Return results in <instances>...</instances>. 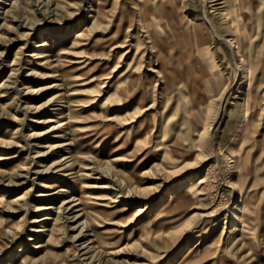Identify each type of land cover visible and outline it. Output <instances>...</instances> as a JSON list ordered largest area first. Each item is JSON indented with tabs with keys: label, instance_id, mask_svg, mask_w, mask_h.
Returning <instances> with one entry per match:
<instances>
[{
	"label": "rangeland",
	"instance_id": "1",
	"mask_svg": "<svg viewBox=\"0 0 264 264\" xmlns=\"http://www.w3.org/2000/svg\"><path fill=\"white\" fill-rule=\"evenodd\" d=\"M145 1L109 0L106 3L108 5L106 9H111L109 10V15L112 23L107 29L92 32L89 27L93 18L87 20L89 14L94 15V13H90L89 0H0V11L2 10V13L0 12V36L2 37H0V90L2 91L1 94L5 95L0 98V138L4 137L13 142L10 146L11 148L0 145V157H12L9 160L0 161V191H8V200L17 194L24 195L21 200L12 202V207L0 203V264H59V258H62L63 264H135L136 262V264H167L174 260L176 253L181 248L184 249V255L187 254L188 248H191L187 258L191 261L185 264H222L224 261L226 264H237V256L240 254L244 257V264H247L246 261H250L249 264H251L252 261L250 258L248 259L247 255L250 250L249 243L246 242L243 245L239 240L242 228L241 224L237 225V231L232 237L231 242L223 244L224 237H226L232 228H228L230 224L227 223L231 219L229 207L237 204L239 199H241V210L245 215L250 216L249 221L252 224L250 238L254 242H258L260 247L263 248L262 250H264V236H262L264 234V67L262 68L263 73L260 76L263 90L259 94L254 113L252 115L250 112L245 114L242 98L246 89L255 83L256 77L250 73L245 88L240 90V92L237 91L236 82L234 81L236 68L232 61L233 59H231V50L223 40L215 36L213 31L215 29L218 36L225 37L227 27L223 24L224 20H222V17L216 11L208 9L209 6H214L215 4L211 0H205V3L203 0H174L172 3H175V9L172 12L173 20L175 25L179 27L177 28L176 26V34L180 36L178 40L183 39L184 33L192 31L194 21L188 23V25L186 24L191 19L197 18L195 23H201L204 21V17L208 16L213 26L212 29L210 25V28L208 25H204L208 28L203 30L205 34V52H203V56L200 58L201 64L210 69L214 75L213 80L219 84V89L213 92V94L217 92L218 95L216 96L217 98L215 97L213 103L210 120L216 117L220 104H222L221 109L223 110L220 112L222 114L224 112V114L220 113L218 123L216 122L213 125L209 134H205L204 138L207 140V144L203 146V154L198 157L196 156L198 152L195 149H199V147L197 148L192 143L190 144L185 141L188 135H190L189 137L193 134L196 135L195 130H189L190 121L188 123L185 120L183 124V120H181V122L176 124V127H182L184 133L177 134L172 129L168 130L170 134L174 135V138L182 143L181 146L185 147L183 150H188V153L179 151L180 153L176 154L177 159L180 162H193L196 168H185L180 171V173H184L182 175L177 172L174 173L175 176H171L170 178H167L163 174L158 175L156 178L151 173L155 171L153 168L159 164L162 154L159 151L156 152L155 148L145 151L148 152V155L140 162L137 170H140V173L149 171L148 174H144V186L154 184L158 186V191L155 193L156 198L153 195L147 198L139 195L126 196L124 186L119 185L118 182H116L117 184L114 183L112 178L106 174L104 176L100 175V172L97 170V160L101 163H106L107 160L109 162L112 158L121 159V161L118 163L110 161L109 166L119 165L123 166L124 170H129L144 155V150L140 154L132 153L134 141L136 140L132 135L134 136L133 132L137 128L132 129L129 133L128 126L121 128L118 124L115 125L114 122L117 120L114 122L104 120L107 114L111 118L114 114L121 116L125 111L126 107L119 108L125 104V100H122L119 105L110 106L105 105L104 102L107 97L109 99L116 97L114 95V86H117L121 90L127 86V77L131 70L125 72L127 69L126 61L123 60V57L119 56H121V53L124 54L129 46H133L140 51L138 56H141L142 67L136 70L138 76L149 75L147 71L149 64L151 68L158 69L164 58L165 63L161 74H166L170 87H174L172 92L170 90L169 94L165 97L163 105H156L154 106L155 109L149 110L143 127H153L155 125L156 130L160 120L163 123L165 122L164 124H166L167 129L172 124L171 122L174 119L172 113L178 102L176 100L178 93L176 87L181 89L185 94L188 91L185 81H181V83L177 82L176 86H171L172 82H174V76L181 73V77L177 76L176 81L183 79L187 73L185 68H188L192 64L193 74L191 81L196 84L199 80L203 79V74L199 71L201 70V65L194 56L193 58L190 57L188 52L194 50L191 42L187 43L185 41L181 46H175L174 48L171 47V44L165 43L161 54L158 55V49L153 47L150 39L144 37L147 23L141 14V9L142 2ZM158 1L162 2V7L168 8L170 5V0ZM243 1L247 4V7L251 8V11H249L250 17L244 6V8H241L240 13L247 16V18H244V22L252 25V30L249 33V44L252 51V64L254 66L257 59L262 57V52L264 51V0H231L230 3L238 5V3L242 4ZM152 4H154L153 0ZM153 6L154 12H156L155 4ZM17 10H19V13ZM157 21L165 24V19ZM80 22H83V24L80 30H78ZM165 26L162 25L159 28L160 31H163L162 37L170 36V40L176 42V39L171 37L174 36L175 38L176 35L173 34L172 30L169 31L170 33H167L169 27ZM257 26L259 27L257 28ZM67 28H73V32L77 33H80L84 28L85 30H89H87L85 37L81 38V43L73 47L72 42L77 33L71 34V37L66 38L63 43L60 41ZM46 31L52 33L50 37L56 39L58 43H55L47 51L48 56L43 59L47 64L45 65L47 68L44 70L42 68L40 71L33 70L32 65L34 62L29 61L31 59L30 56L39 51L40 48L38 47L42 43V40H40L41 35L47 33ZM5 37L8 38L6 39ZM155 56L156 60H158L156 63ZM148 57L152 59L151 63L148 62ZM71 72L76 73L75 76H77L76 79L78 80L69 78L68 75ZM121 73L123 74L121 75ZM152 76L150 74V77ZM152 78L154 80L157 79V77ZM99 81H105L106 83L104 86L101 84L96 88ZM161 81L162 79L160 82L157 81L155 87H151L147 96L158 95V89L162 86L160 84ZM113 84L114 86L112 87L111 85ZM89 98H92L91 102H89ZM151 99H153V96ZM178 103L183 110L192 106L194 102L188 103L185 100H180ZM226 106L229 107L227 108ZM201 109L203 110L200 107V111H198L200 119L203 121ZM69 110H77L76 113L79 115L78 121L70 124V126L64 125L62 127V121L60 122V127L55 123H40L46 116L52 117L55 121L62 119V114L65 115ZM165 113L168 115L167 118L164 116L166 115ZM161 116L163 119H161ZM250 116L252 119H248ZM241 119L248 122L246 131L242 133V140L244 142L248 141L246 147L242 143L236 145L234 142ZM173 124L175 125V123ZM78 126L83 129L101 128L103 130L101 132L109 133V136L100 146L89 148L91 152L89 154L92 158L94 156L96 159L92 162H82L78 159L74 147L69 148L67 145L62 147V144L68 143L71 139H76L78 133L83 131ZM187 129L190 134L185 131ZM36 132L40 133L39 136H32V133ZM138 137L142 136L139 135ZM162 138L163 140L168 139L166 135H163ZM47 145L55 146L53 149L47 150ZM117 147L119 148L116 149ZM45 151L46 153L42 154L44 155L43 157L39 156ZM231 152L233 153L231 154ZM237 155H246L247 165L234 166L233 160ZM54 160L58 161V163L51 165ZM84 164H89V167H93L94 171L84 170ZM4 170L9 175L6 176L2 173ZM85 171L90 174L87 178L81 175ZM187 173L191 176H198L196 179L204 176V194L201 196L202 200L190 201L188 197L181 196L179 190H175L169 205L167 204L169 199H166L167 205L165 204V211L160 210V207H156L160 201L159 199L164 197L167 191L179 186V180L177 181L176 179L185 177ZM10 175L13 177L10 178ZM233 180L238 185L236 193H233L228 185V182ZM47 183L50 185V188L43 187ZM108 183L111 185L110 189L101 188L102 184ZM64 186L65 188H63ZM93 186L96 189L92 188ZM59 188L67 190V194L62 195V192H58ZM81 190L86 191L90 201H80ZM41 194H44V196ZM65 200L71 202L67 206L73 207L67 216L77 215L75 222H71L68 219L69 222L66 220L65 215L62 216V201ZM146 203L150 204V210H147L140 217L133 218V213L136 209ZM170 205H172L171 208H169ZM42 207L47 209L42 211L40 210ZM211 211L214 215L209 218L205 217L203 225L196 229H191L187 237L182 240L183 242H180L181 235L187 232L196 221L195 216L198 213ZM43 215H48L50 220H44ZM171 219H177V221L172 223L166 222ZM86 220H88L89 226L85 224ZM224 221L227 222L225 223ZM45 222L46 224H44ZM53 223H56L59 231L54 239L47 243L49 239L47 229H50ZM75 223L78 224L77 228L71 230L70 227L76 225ZM44 225L47 226L45 227V233L42 235L40 231L43 230L41 226ZM142 227L151 231L152 237L157 238L153 239L150 237V240L141 241L140 231L143 230ZM221 229L223 231L222 235ZM79 231H81V239L78 242H73L72 236L76 235ZM159 236H162V239ZM203 248L205 249L204 251H202ZM43 257H45L44 262L41 260ZM55 258L58 259L55 261ZM3 260L5 261L3 262ZM181 260L179 259L178 262L175 260L173 264L176 262V264H180ZM256 263L255 261L252 264ZM259 263L264 264V253L262 260L257 264Z\"/></svg>",
	"mask_w": 264,
	"mask_h": 264
},
{
	"label": "bare ground",
	"instance_id": "2",
	"mask_svg": "<svg viewBox=\"0 0 264 264\" xmlns=\"http://www.w3.org/2000/svg\"><path fill=\"white\" fill-rule=\"evenodd\" d=\"M6 1V0H5ZM60 1V0H59ZM174 0H170V5L167 7H162V2H159L158 0H153V3L155 4V11L153 9V5L152 4V0H146L145 2H142V16L145 20L146 24V30L144 31V37L148 38L151 40V43L153 45L154 48L158 49V55L161 54L162 52V48H164V44L168 43L171 44V47L174 48L175 46H181L183 42H187L192 44L193 49L191 51H188L190 54V57L193 58V56L195 57V59L197 60V62H199V64L201 65V70L200 73L203 74V79L199 80L196 84H194L191 81V76L193 74L192 71V64L189 65L188 68H185V71H187V73L185 74L183 79H180L179 81H176L177 76L180 78L181 77V73L177 76L173 77L174 82H172L171 86L174 85L176 86V84L181 83V81H185L186 82V86H187V93L185 94L181 89H178L176 87V89L178 90L177 92V96H176V100H178V102L180 100H185L188 103H193L192 106H189L187 108H184L183 110L181 109V107L179 106V103L177 102V105L174 107L173 113L172 115L174 116V119L172 120V124L169 125V128H166V124L163 123L162 120H160V122L157 124L156 130H155V125L152 127L150 126H145L143 127L144 123L146 122V116L149 112L150 109H155L154 106L156 105H163L164 104V99L167 96V94H169V91L174 89V87H170L168 81H167V75L164 74L162 75V68L163 65L165 63L164 58H163V62L161 63L160 67L158 69L155 68H151V65L149 64V68L147 69V71L149 72V75L145 74V76H138V73L136 72L137 69L142 67V61H141V56L139 57L138 55L140 54V51L138 49H135V47L133 46H129V48L124 52V54L121 53V56L119 57H123V60L126 61V65H127V69L125 72H127V70H131L130 74L128 75L127 79H128V83L127 86L124 89H120L117 86L115 87L114 84L111 85L112 87L114 86V95L116 97L109 99V97H107L106 101L104 102L105 105L110 106V105H119L121 103L122 100H125V104L119 108H125V111L123 113V115L118 116L116 114L113 115V117L110 118V116L107 114L104 117V120L106 121H111L114 122L115 125L118 124L119 127L123 128L124 126H128V132L130 133L132 131V129L135 131L134 136L132 135V137H134V139L136 138V140L134 141V150H133V154H140L141 151L144 150V155L143 157L136 161L133 165L132 169L129 170H124V167L119 166V165H113V166H109V162H120L121 159H116V158H112L109 162L107 160L106 163H101L97 160L98 162V166H97V170L98 172H100V175L106 174L109 177L112 178V181L114 183L118 182L119 185L124 186L125 190H126V196H142L143 198H147L150 195H153L154 198H156L155 193L158 191V186L154 185H150V186H144V182H145V176L144 174H148L149 171H143L140 173V170H137V168L140 165V162L142 160H144L146 158V156L148 155L147 151L148 149L150 150L151 148H155L156 152L159 151L161 152L162 156L160 159L159 164L157 165V167L153 168L155 169L154 172L151 173L152 176H157L158 175H165L167 178H170L171 176H175L174 173H179V174H184V173H180V171H182L185 168H190V169H194L196 167H194V163H186L184 161L180 162L177 157L176 154L185 151V153H188V150H183L185 149L184 146H181L182 143L174 138V135L170 134L168 132L169 129H172L175 133L177 134H181L184 133V130H182V127H176V124L181 122V120H183V124L184 121H190L191 125L189 126V130L193 129V131H196V135H192L191 137H189L190 135L187 136V138L185 139V141L189 142L190 144L192 143L193 146H196L197 148L199 147V149H195V151L198 152V154H196V156H200L201 154H203V146H205L207 144V140H205V134H209L210 129L213 127V125L216 124V122L218 121V116L220 115V113L223 111L221 108L220 104V109L219 112L217 113L216 117L213 120H210V113L213 109V103L215 101V97L218 95L217 92L216 94H213L214 90L219 89V84L216 83V81L213 80L214 75L211 73L210 69L206 68L205 66H203L201 64V58L203 56V52H205V37H204V33L203 30L205 28H208L209 25L210 27L213 29V26L211 24L210 19H208V16L204 17V21H202L201 23H195L196 19H191L189 20V22L187 21L186 24L188 25V23H191L192 21H194L193 24V29L192 31H188V33H184L182 36V40H178V38L180 39V36H177L176 34V26L175 22H174V18L172 16V12L173 9H175V3H173ZM181 1V0H180ZM183 1V0H182ZM212 2H214V6H209L208 9H211L213 11H216L218 15H220L222 17V20H224L223 24L227 27V33L225 35V37H220L216 34L215 29H213L215 36L218 39L223 40L228 47L231 50V59H233V63L234 66L236 68V73H235V86L237 88V91L240 92V90L245 88L246 82L249 79V74L252 73L254 77H256L255 79V83L250 87H248L244 93V96L242 98V103L244 104L243 109L245 110V114L250 112V114L252 115L254 113V108L256 107V104L258 103V97L259 94L261 93V91L263 90L261 87V81H260V76L263 73L262 68L264 67V51L262 52V57H259V59H257L256 63L252 64V59H251V50H250V44H249V33L252 30V25H249L248 23L244 22V18H247V16H245V14H241V8H246V10L251 11V8L247 7V4L243 3L239 4H231L230 1L231 0H211ZM82 2V1H81ZM109 0H89L90 3V13H94V15H88L87 20L88 19H92V23L91 26L89 27L90 31L92 32H98V30L100 29H107L110 24L112 23V19H110V15H109V10L111 9H106V7L108 6L106 3H108ZM190 2V1H189ZM197 2V1H196ZM202 2V1H201ZM203 2L205 3L206 1L203 0ZM79 3V1H78ZM88 3V5H89ZM151 3V4H150ZM181 3V2H180ZM191 3V2H190ZM71 4V3H70ZM77 4V2H76ZM80 4V3H79ZM78 4V6H79ZM207 4V3H206ZM230 4V5H229ZM1 5V4H0ZM57 5V4H56ZM75 5V4H74ZM15 6V5H14ZM13 6V7H14ZM61 6V5H60ZM70 6V5H69ZM81 6V5H80ZM244 6V7H243ZM22 7V6H20ZM59 7V6H58ZM86 7V6H85ZM132 7V6H131ZM194 7V6H193ZM74 8V7H73ZM78 8V7H75ZM191 8V7H190ZM82 9V8H81ZM87 9V8H86ZM135 9V7H134ZM183 9V8H182ZM193 9V8H192ZM21 10V9H20ZM60 10V9H59ZM64 10V9H63ZM257 10V9H256ZM2 11V10H1ZM0 11V12H1ZM19 13V10H17ZM78 11V10H77ZM5 12V11H4ZM21 12L23 13V11L21 10ZM59 12V11H58ZM73 12V11H72ZM112 12V11H111ZM2 13V12H1ZM9 13V12H8ZM14 13V12H13ZM68 13V12H67ZM76 13V12H75ZM261 13V12H260ZM72 14V13H70ZM77 14V13H76ZM10 15V14H9ZM69 15V14H68ZM114 15V14H113ZM202 15V14H201ZM256 15V14H255ZM262 15V14H261ZM24 16V15H22ZM19 18V16H17ZM16 17V18H17ZM32 17V16H31ZM200 17V16H199ZM249 17H250V13H249ZM73 18V17H72ZM194 18V17H193ZM257 18V17H256ZM262 18V17H261ZM20 19V18H19ZM27 19V18H26ZM67 19V18H66ZM165 19V24H161V21H157V20H163ZM1 20V19H0ZM30 20V19H29ZM84 20V19H83ZM199 20V19H198ZM203 20V19H202ZM3 21V20H2ZM12 21V20H11ZM1 22V21H0ZM26 22V21H25ZM62 22V21H61ZM74 22V21H73ZM90 22V21H89ZM4 23V22H3ZM55 23V22H54ZM77 23V22H76ZM119 23H121L119 21ZM260 23V22H258ZM257 23V24H258ZM83 22H80L79 26H78V30H80L81 26H82ZM256 24V25H257ZM263 24V23H262ZM3 25V24H2ZM6 25V24H5ZM12 25V24H11ZM162 25H167L169 27V30H167V33H170L169 31L172 30L173 34L176 35V37L174 38V36H171L173 39H176V42H172L170 40V36L163 38L162 37V33L163 31H160L159 28H161ZM204 25H208L204 26ZM259 25V24H258ZM1 26V25H0ZM7 26V25H6ZM166 27V26H165ZM209 27V28H210ZM259 26H257L258 28ZM5 28V26H4ZM11 28V27H10ZM60 28V27H59ZM177 28H179L177 26ZM73 28H67L66 32L64 33L63 37L60 39V41H65L66 38L71 37V34H76L77 32H73L72 30ZM85 28L83 30H81L80 33H77L75 35V38L73 40V47L77 46L78 43H81V38H83V36L85 37L87 30ZM211 29V31H212ZM261 29V28H260ZM263 29V28H262ZM9 30V29H8ZM3 31V30H2ZM50 31V30H49ZM47 32V31H46ZM54 32V31H53ZM161 34H160V33ZM263 32V31H262ZM260 32V33H262ZM141 34V33H140ZM18 35V34H17ZM58 35V34H57ZM50 36H52V33L47 32V33H43L41 35L40 40H42V43L39 45L38 48L39 51L33 53V55L30 56V60L31 62H34V64L32 65V69L33 70H37L40 71V69L43 68L46 69L47 67L45 65L46 62L43 60L44 58H46L48 56L47 51H49L56 42V39L51 38ZM213 36V35H212ZM1 37V36H0ZM262 37V36H261ZM2 38V37H1ZM6 38V37H5ZM8 38V37H7ZM6 38V39H7ZM256 38V37H254ZM258 38V37H257ZM10 39V38H9ZM260 39V38H259ZM215 40V39H214ZM254 40V39H252ZM256 40V39H255ZM258 40V39H257ZM59 41V40H58ZM70 42V41H69ZM180 42V43H179ZM252 42V41H251ZM258 42V41H257ZM97 44V43H96ZM215 45V44H214ZM218 45V44H217ZM255 45V44H254ZM256 46V45H255ZM258 46V45H257ZM63 47V46H62ZM117 47V46H116ZM133 47V49L131 50V48ZM221 47V46H220ZM63 49V48H62ZM147 50V49H146ZM164 51V50H163ZM195 53H193V52ZM214 51V50H213ZM64 52V51H62ZM69 52V51H68ZM133 52V53H131ZM65 53V52H64ZM70 53V52H69ZM66 53V54H69ZM131 53V54H130ZM63 54V53H62ZM218 57V56H217ZM226 57V56H225ZM148 62L151 63V58L148 57ZM219 59V58H218ZM217 59V60H218ZM6 60V59H4ZM12 61V60H11ZM158 60H156V56H155V63ZM219 61V60H218ZM1 62V61H0ZM123 62V61H122ZM10 63V62H9ZM11 64V63H10ZM9 65V64H8ZM12 65V64H11ZM154 65V64H153ZM159 65V64H158ZM116 67V66H115ZM114 67V68H115ZM13 68V67H12ZM9 69V68H8ZM165 71V70H164ZM227 71V70H226ZM36 72V71H35ZM11 73V72H9ZM124 73V72H123ZM121 73V75L123 74ZM233 73V72H232ZM76 73L71 72L69 76L70 79L75 80L77 78V76H75ZM150 74L153 75L152 77H157L156 80H154L152 77H150ZM119 75V76H121ZM11 76V75H9ZM160 78V79H158ZM16 79V78H15ZM161 81V87L158 89V95L153 94V99H151L152 96H147L148 91L151 90V87H155L157 85V81L160 82ZM258 79V80H257ZM4 80V79H3ZM9 80V79H8ZM78 80V79H76ZM229 80V79H227ZM9 82V81H8ZM178 82V83H177ZM11 83V82H10ZM105 81H99L96 85V88H98L99 85L105 84ZM234 83V82H233ZM225 85V84H224ZM12 86V85H11ZM14 86V85H13ZM109 86V87H111ZM3 87V86H2ZM37 88V87H36ZM45 89V88H44ZM224 89V88H223ZM30 90V89H29ZM185 90V89H183ZM17 91V90H16ZM36 91V89H35ZM38 91V90H37ZM1 90H0V98L5 96L3 95V93L1 94ZM39 92V91H38ZM234 92V91H233ZM236 92V91H235ZM243 92V91H242ZM241 92V93H242ZM35 94V93H34ZM234 94V93H233ZM232 94V95H233ZM231 95V93H230ZM237 95V94H236ZM157 96V97H156ZM159 96V97H158ZM220 96V95H219ZM42 97V96H41ZM150 97V98H149ZM225 97V96H224ZM234 97V96H233ZM217 98V97H216ZM241 98V97H240ZM89 102H91L92 98H89ZM94 100V99H93ZM231 100V99H230ZM240 100V99H239ZM169 101V100H168ZM241 101V100H240ZM7 102V101H5ZM4 102V103H5ZM150 102V104H148ZM167 102V101H165ZM174 102V101H173ZM231 102V101H230ZM19 103V102H18ZM94 103V102H93ZM148 104V105H147ZM174 104V103H173ZM27 105V104H26ZM32 105V104H31ZM103 105V104H102ZM239 105V104H238ZM241 105V104H240ZM3 106V105H2ZM174 106V105H173ZM171 106V107H173ZM67 107V106H66ZM162 107V106H161ZM200 107L203 108L202 112V117L204 118L203 121L200 119ZM227 107V106H226ZM229 107V106H228ZM227 107V108H228ZM32 108V107H31ZM34 108V107H33ZM79 108V107H76ZM240 108V107H239ZM67 109V108H66ZM4 110V109H3ZM21 110V109H20ZM19 110V111H20ZM107 110V109H106ZM167 110V109H166ZM182 110V111H181ZM199 110V111H198ZM215 110V109H214ZM237 110V109H236ZM12 111V110H11ZM171 111V110H170ZM221 111V112H220ZM238 111V110H237ZM243 111V110H241ZM240 111V112H241ZM10 112V111H9ZM77 110H69L65 115L62 114V119L59 120H54L52 117L46 116L45 119L40 122L42 124L44 123H55L57 124L59 127L61 126L60 122L62 121V127L64 125H69L75 123L76 121H78L79 115L76 113ZM118 112V111H115ZM226 112V111H225ZM114 113V112H113ZM167 113V112H166ZM165 113V114H166ZM120 114V113H119ZM222 114V113H221ZM224 114V112H223ZM222 114V115H223ZM23 115V114H22ZM164 115V114H163ZM235 115V114H234ZM237 115V114H236ZM96 116V115H95ZM167 118V114L164 115ZM244 116V115H243ZM240 117V116H239ZM238 117V118H239ZM169 118V117H168ZM94 119V118H93ZM161 119H163V117L161 116ZM248 119H252L251 116ZM10 120V119H9ZM32 120V119H31ZM167 120V119H166ZM224 120V119H223ZM66 121V122H65ZM249 121V120H248ZM259 121V120H257ZM37 123V122H34ZM175 123V125L173 124ZM187 123V122H185ZM218 123V122H217ZM242 124V125H241ZM30 125V124H29ZM185 126V125H184ZM248 126V122L241 119L237 132H236V137H235V144L239 145L242 143V145H244V147L247 146L248 141H243L242 140V133L246 131V128ZM22 127V126H21ZM29 127V126H28ZM80 127V126H78ZM143 127V129H142ZM187 127V126H186ZM41 128V127H40ZM58 128V127H57ZM81 130L83 129L82 127H80ZM218 128V127H217ZM222 128V127H221ZM49 129V128H48ZM139 129V130H138ZM26 130V129H25ZM31 130V129H30ZM138 130V131H136ZM189 130H185L189 133ZM103 131L101 128L100 129H94L93 128H84L83 131H81L80 133H78V137L76 139H71L70 141H68V143H64L62 144V147L67 145L69 146V148L74 147L75 148V152H76V156L78 159H80L82 162L84 161H93L96 160L93 156L89 154L91 153L89 150L90 147L92 148H97L98 146H100V144L106 140V138L109 136V133H103L101 132ZM235 132V131H234ZM128 133V134H129ZM32 136H39L40 133H32ZM119 134V133H118ZM190 134V133H189ZM219 134V133H218ZM21 135V134H20ZM51 135V134H50ZM59 135V134H58ZM142 136V137H138V136ZM161 135V136H160ZM167 136L168 139L167 140H163L162 136ZM15 136V135H14ZM131 136V135H130ZM184 136V135H183ZM12 137V136H11ZM161 138V139H159ZM214 138V137H213ZM30 139V138H29ZM35 139V138H34ZM159 139V140H158ZM234 139V137H233ZM232 139V140H233ZM16 140V139H15ZM230 140V139H229ZM250 141V140H249ZM49 142V141H48ZM51 142V141H50ZM115 142V141H113ZM120 142V141H119ZM209 142V140H208ZM233 142V141H232ZM233 142V143H234ZM12 141L11 140H7L6 138L2 137L0 138V145L1 146H6L7 148H9L12 145ZM185 143V142H184ZM211 143V141L209 142ZM17 144V143H16ZM184 145V144H183ZM186 145V144H185ZM189 145V144H188ZM231 145V144H230ZM22 146V145H21ZM55 145H47L46 148L47 150H51L54 148ZM215 146V145H214ZM228 146V144H227ZM233 146V145H232ZM231 146V147H232ZM20 147V146H19ZM25 147V146H24ZM1 148V147H0ZM11 148V147H10ZM39 148V147H38ZM119 147H117L116 149H118ZM181 148V149H180ZM252 148V147H251ZM110 149V148H109ZM114 149V148H113ZM112 149V150H113ZM115 149V150H116ZM22 150V149H21ZM46 150V151H47ZM193 150V149H192ZM191 150V151H192ZM46 151L44 153H41L39 156H44L42 154H45ZM56 151V150H55ZM55 151H53L55 153ZM64 151V150H63ZM73 151V149H72ZM180 151V152H179ZM242 151V150H241ZM37 152V151H36ZM71 152V151H70ZM30 153V152H29ZM38 153V152H37ZM50 153V152H49ZM233 152H231L232 154ZM3 154V153H2ZM73 154V153H72ZM132 154V155H133ZM153 154V153H152ZM220 154V153H219ZM6 155V154H5ZM154 155V154H153ZM228 155V154H227ZM28 156V155H27ZM75 156V155H74ZM75 156V157H76ZM118 156V155H117ZM135 156V155H134ZM207 156V155H206ZM222 156V155H221ZM229 156V155H228ZM263 156V155H262ZM261 156V157H262ZM26 157V156H25ZM61 157V156H60ZM65 157V156H64ZM73 157V158H75ZM128 157H132V156H128ZM154 157V156H153ZM194 157V156H193ZM230 157V156H229ZM12 158V157H10ZM9 157H0V161L2 162L3 160H9ZM49 158V157H47ZM118 158V157H117ZM125 158V157H124ZM203 158V157H202ZM227 158V157H226ZM260 158V157H259ZM60 159V158H59ZM69 159V158H68ZM204 159V158H203ZM48 160V159H47ZM77 160V161H80ZM153 160V159H152ZM151 160V161H152ZM192 160V159H190ZM194 160V159H193ZM25 161V159H24ZM186 161V160H185ZM71 162V161H70ZM58 161H55L51 164V165H55L57 164ZM215 163V162H214ZM234 166H245L247 165L246 163V155H237L235 156L234 160H233ZM232 163V164H233ZM227 164V163H226ZM256 164V163H255ZM31 165V164H30ZM220 165V164H219ZM34 166V165H33ZM48 166V165H47ZM61 166V165H60ZM77 166V165H76ZM214 166V165H213ZM231 166V163H230ZM24 167V166H22ZM84 170H89V171H94V168H90L89 164H84L83 165ZM15 169V168H14ZM45 169V168H44ZM226 169V168H225ZM232 169V168H231ZM40 170V169H39ZM73 170V169H72ZM20 171V169H19ZM96 171V170H95ZM221 171V170H220ZM236 171V170H235ZM55 172V171H54ZM229 172V171H228ZM233 172V171H232ZM2 173H4L6 176L9 175L7 174L6 170H4ZM32 173V172H31ZM199 173V172H198ZM14 174V173H13ZM28 174V173H27ZM35 174V173H34ZM93 174V173H92ZM202 174V173H200ZM224 174V173H223ZM232 174V173H231ZM84 177H89L90 174L87 173V171L82 172L81 174ZM254 175V173H253ZM3 176V175H2ZM70 176V175H69ZM231 176V175H230ZM10 178L13 177L12 175L9 176ZM148 177V176H147ZM164 177V176H163ZM165 177V178H166ZM196 177L198 176H191L189 173L185 174V177H181V178H177L176 180H179V186L171 189L169 191H167V193L165 194L164 197H162L161 199H159V203L156 205V207H160V210H164V208L166 207V199H169V202L167 203L169 205V203L171 202V199L173 198V193L175 190H179L181 196H185L188 197V199L190 201H200L201 196L204 194V176L196 179ZM25 178V177H24ZM27 178V177H26ZM46 178V177H45ZM9 179V178H8ZM28 179V178H27ZM39 179V178H38ZM94 179V178H93ZM107 179V178H106ZM11 180V179H10ZM32 180V179H31ZM69 180V179H68ZM41 181V180H40ZM63 181V180H62ZM105 181V178H104ZM153 181V180H152ZM5 182V181H4ZM60 182V181H59ZM70 182V181H69ZM101 182V181H100ZM25 183V182H24ZM23 183V184H24ZM40 183V182H39ZM55 183V182H54ZM67 183V182H66ZM75 183V182H74ZM97 183V182H96ZM113 183V186H114ZM150 183V182H149ZM155 183V182H154ZM61 184V183H60ZM64 184V183H63ZM81 184V183H80ZM84 184V183H83ZM117 184V183H116ZM25 185V184H24ZM32 185V184H31ZM42 185V184H41ZM57 185V184H56ZM86 185V184H85ZM96 185V184H94ZM229 188L233 191V193H236L237 190V182L235 180L228 182ZM1 186V185H0ZM62 186V185H61ZM171 186V185H170ZM208 186H210L208 184ZM43 187L45 188H50V185L47 183L45 185H43ZM164 187V186H163ZM263 187V186H261ZM6 188V187H5ZM21 188V187H20ZM40 188V187H39ZM65 188V186L63 187ZM63 188H59L60 190L58 192H62V195L67 194L66 191ZM70 188V187H69ZM92 188H95V186H93ZM98 188V187H97ZM100 188V187H99ZM101 188L103 189H110L111 185L110 183L108 184H102ZM43 189V188H42ZM96 189V188H95ZM121 189V188H120ZM162 189V188H161ZM20 190V189H19ZM99 190V189H98ZM25 191V190H24ZM93 191V190H92ZM103 191V190H102ZM107 191V190H106ZM105 191V192H106ZM114 191V190H113ZM119 191V190H118ZM207 191V190H206ZM30 192V191H29ZM37 192V191H36ZM54 192V191H53ZM69 192V191H68ZM73 192V191H72ZM82 194L80 193V201H88L90 198H88L86 191L81 190ZM208 192V191H207ZM35 193V192H33ZM90 193V192H89ZM61 194V193H60ZM108 194V193H107ZM11 195V194H10ZM38 195V194H37ZM42 195V194H41ZM52 195V194H51ZM125 195V194H124ZM123 195V196H124ZM44 196V194L42 195ZM107 196V195H105ZM118 196V195H117ZM122 196V197H123ZM230 196V195H229ZM236 196V195H235ZM259 196V195H258ZM24 197L23 194H17L14 195L10 200H8V191L7 190H1L0 191V203H4L7 206H11L12 202L15 201H19ZM49 197V196H48ZM75 197V196H72ZM96 197V196H95ZM111 197V196H110ZM160 197V196H159ZM71 198V197H70ZM69 198V199H70ZM76 198V197H75ZM99 198V197H97ZM119 198V197H118ZM95 199V198H94ZM107 199V198H106ZM62 200V199H61ZM112 200V198H111ZM90 201V200H89ZM115 201V200H114ZM117 201V199H116ZM126 201V200H125ZM188 201V200H187ZM106 202V201H105ZM130 202V201H129ZM34 203V202H32ZM52 203V202H51ZM50 203V204H51ZM55 203V202H54ZM71 203L70 201H62V216L65 215V218L67 221H73L75 222L77 220V215H73L71 217H68V212L73 208H71L70 206H67V204ZM75 203V202H74ZM96 203V202H95ZM103 203V202H102ZM115 203V202H114ZM121 203V202H120ZM198 203V202H197ZM35 204V203H34ZM39 204V203H38ZM94 204V203H93ZM166 204V205H167ZM15 205V204H14ZM42 205V204H41ZM57 205V204H55ZM54 205V206H55ZM121 205V204H120ZM134 205V204H133ZM241 205V199L238 200V203L229 207L230 213H231V219L227 222L224 221L225 223L227 222L228 224H230L231 230L229 231V233L226 235V237H224V242L225 243H229L232 240V237L234 236V234L237 231V225L241 224L242 228L239 234V240L241 241V243L244 245L247 243H249V253L248 255V259L250 258V260L253 262H259L260 260H262L263 258V253L264 250H262L263 248L260 247V245L258 244V242H254L251 238H250V234H251V230H252V224L249 221L250 216L249 215H245V213L241 210L240 208ZM150 204L146 203L142 206H139L136 211L133 213V218L135 217H140L142 216L147 210H150ZM155 206V204H154ZM176 206V205H175ZM8 207V208H9ZM12 207V206H11ZM16 207V206H15ZM28 207V206H27ZM77 207V206H76ZM122 207V206H121ZM172 205H170L169 208H171ZM190 207V206H189ZM34 208V207H33ZM57 208V207H56ZM131 208V207H129ZM191 208V207H190ZM194 208V207H193ZM198 208V207H197ZM2 209V208H1ZM40 209V208H39ZM47 208H41L40 210H46ZM53 209V208H52ZM132 209V208H131ZM153 209V208H152ZM157 209V208H156ZM188 209V208H187ZM227 209V208H226ZM3 210V209H2ZM84 210V209H83ZM172 210V209H171ZM215 210V208H214ZM13 211V210H12ZM87 211V210H86ZM165 211V210H164ZM221 211V210H220ZM2 212V211H1ZM30 212V211H29ZM45 212V211H44ZM85 212V211H84ZM169 212V210H168ZM227 212V211H226ZM3 213V212H2ZM74 213V212H73ZM34 214V213H33ZM220 214V213H219ZM10 215V213H9ZM121 215V214H120ZM191 215V214H190ZM214 213L211 212H207V213H198L196 217V221L193 223V225L188 229L187 232H185L184 234L181 235L180 237V242H183L182 240H184L189 231L191 229H196L200 226L203 225V220L205 217H210L213 216ZM37 216V215H36ZM44 216V220H50V217ZM52 216V215H50ZM61 216V217H62ZM1 217V216H0ZM30 217V216H29ZM59 217V216H58ZM14 218V217H13ZM82 218V217H81ZM230 218V217H229ZM252 218V216H251ZM28 219V218H27ZM69 219V220H68ZM83 219V218H82ZM97 219V218H95ZM14 220V219H13ZM26 220V219H24ZM93 220V219H92ZM98 220V219H97ZM211 220V219H210ZM30 221V220H29ZM69 221V222H70ZM88 220L85 221V224L88 225L87 223ZM95 221V220H94ZM132 221V220H131ZM174 221H177V219H171V220H167V223H172ZM18 222V221H16ZM81 222V221H80ZM186 222V221H185ZM23 223V222H22ZM34 223V222H33ZM39 223V222H38ZM68 223V222H67ZM84 223V222H83ZM129 223V222H128ZM222 223V222H221ZM9 224V222H8ZM15 224V223H13ZM21 224V223H20ZM43 224V223H42ZM46 224V222L44 223ZM76 224V223H75ZM140 224V223H139ZM138 224V225H139ZM12 225V224H10ZM9 225V226H10ZM17 225V224H16ZM19 225V224H18ZM36 225V224H35ZM62 225V224H61ZM100 225V224H99ZM1 226V225H0ZM47 226V225H46ZM45 225L41 226L43 230H41V234L43 235V233H45ZM78 224L71 226L70 229L71 230H75L77 228ZM89 226V225H88ZM91 226V225H90ZM124 226V225H123ZM180 226V225H179ZM33 227V226H32ZM125 227V226H124ZM8 228V227H7ZM90 228V227H88ZM177 228V227H176ZM143 230L140 231V236H141V241H145V240H150L149 238L152 237V232L147 230L146 228L144 229V227H142ZM6 230V229H5ZM20 230V229H19ZM32 230V229H31ZM81 230V229H80ZM136 230V229H135ZM38 231V230H37ZM48 231V237L49 239L47 240V243H49L51 240L54 239L55 235H57L59 229L58 226L56 225V223H53L50 227V229H47ZM173 232V230H171ZM222 231V229H221ZM7 232V231H6ZM39 232V233H40ZM169 232V231H168ZM134 233V232H133ZM132 233V234H133ZM164 233V232H161ZM223 231L221 232L222 235ZM130 234V233H129ZM225 234V233H224ZM45 235V234H44ZM90 235V234H89ZM88 235V236H89ZM172 235V234H170ZM252 236V235H251ZM256 236V235H255ZM264 236V234L262 235ZM160 237V236H159ZM162 237V236H161ZM160 237V238H161ZM44 238V237H43ZM93 238V237H92ZM140 238V237H139ZM157 238V237H152ZM221 238V237H220ZM264 238V237H263ZM14 239V238H13ZM81 239V231H79L76 235L72 236V241L73 242H78ZM162 239V238H161ZM15 240V239H14ZM42 240V239H41ZM158 240V239H157ZM169 240V238H168ZM223 240V239H222ZM13 241V240H12ZM21 241V240H20ZM70 241V240H69ZM140 241V240H139ZM155 241V240H154ZM234 241V240H233ZM178 242V243H180ZM136 243V242H135ZM150 243V242H149ZM152 243V242H151ZM153 244V243H152ZM262 244V243H261ZM264 245V243H263ZM74 246V245H73ZM132 246V245H131ZM144 246V245H143ZM154 246V245H153ZM147 247V246H146ZM30 248V247H28ZM141 248V247H140ZM139 248V249H140ZM180 248V247H179ZM228 248V247H227ZM138 249V248H137ZM146 249V248H145ZM190 249L188 248L187 254L184 255V249H180L176 255L173 261H170L167 264H173L175 262V260L182 259L180 261V264H185L188 261H191L188 258L189 254H190ZM102 250V249H101ZM177 250V249H176ZM175 250V251H176ZM205 249L203 248L202 251H204ZM14 251V250H13ZM104 251V250H103ZM141 251V250H140ZM144 251V250H143ZM66 253V252H65ZM68 253V252H67ZM149 253V252H148ZM152 253V252H151ZM167 253V252H166ZM111 254V253H110ZM217 255V253H215ZM222 254V253H221ZM141 255V254H139ZM219 255V254H218ZM51 256V255H50ZM184 256V257H183ZM142 257V256H141ZM148 257V256H147ZM214 257V256H213ZM14 259V257H12ZM51 258V257H49ZM133 258V257H132ZM58 259V258H57ZM55 258V261L57 260ZM59 264H63L62 263V258H59ZM68 259V258H67ZM148 259V258H147ZM244 257L240 254L237 256V264H244ZM43 262L45 261V257H43L41 259ZM142 260V259H141ZM5 260H3L4 262ZM139 261V260H138ZM149 261V260H148ZM153 261V260H152ZM71 262V261H70ZM150 262V261H149ZM166 262V261H165ZM176 262V263H177ZM247 264H249L250 261H246ZM137 263V262H136ZM135 263V264H136ZM175 263V264H176ZM251 263V264H252ZM256 263V264H257ZM142 264V263H141ZM152 264V263H151ZM222 264H226L225 261ZM234 264V263H231ZM260 264V263H259Z\"/></svg>",
	"mask_w": 264,
	"mask_h": 264
}]
</instances>
